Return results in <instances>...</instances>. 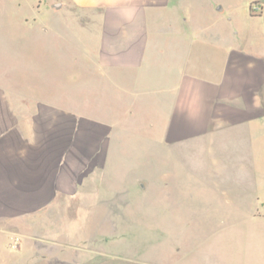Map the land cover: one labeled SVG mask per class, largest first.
I'll use <instances>...</instances> for the list:
<instances>
[{
  "label": "crops",
  "instance_id": "0c3cea01",
  "mask_svg": "<svg viewBox=\"0 0 264 264\" xmlns=\"http://www.w3.org/2000/svg\"><path fill=\"white\" fill-rule=\"evenodd\" d=\"M41 1L33 4L37 13ZM43 2L50 26L43 30L76 44L71 58L87 59L89 76L114 95L124 122L116 142L112 124L119 122H96L0 84V264H93L90 254L98 258L109 243L110 212L109 195L94 188L104 184L99 177L109 156L124 154L126 135L147 140L149 176L135 177L134 185L164 193L170 216L178 203L240 202L234 209L252 203L259 184L252 172L264 161V0L240 3L247 25L260 23L243 37L231 6L222 19L227 30L197 19L190 32L183 0ZM252 2L263 3L258 14L250 13ZM81 123L87 129H78ZM99 147L100 176L93 179L90 157ZM180 170L192 177L181 178ZM207 170L218 178L201 175ZM116 200L132 208V199ZM77 219L101 221L86 228L76 227ZM12 231L22 236L14 251L7 247ZM87 241L97 249L80 247ZM212 256L216 264L231 262L227 253Z\"/></svg>",
  "mask_w": 264,
  "mask_h": 264
},
{
  "label": "rangeland",
  "instance_id": "374dc122",
  "mask_svg": "<svg viewBox=\"0 0 264 264\" xmlns=\"http://www.w3.org/2000/svg\"><path fill=\"white\" fill-rule=\"evenodd\" d=\"M37 1L0 0V84L20 89L36 101L78 109L93 115L96 122L108 119L119 122L112 124L111 133L117 142V137L122 134L119 132L122 129L117 126L124 122V118L120 116L121 119H118L119 110L114 107L117 104L113 101L114 95L103 85L93 82L94 76L88 74V69L92 68L87 59L82 56L77 60L71 58L77 49L76 44L59 39L52 30H43L50 28L45 21L49 9L42 0L37 13V8L33 6ZM242 1L183 0L182 10L189 21V31L193 32L191 20L197 19L205 24L221 23L222 26V19L228 16L231 6L238 9L234 19L240 29V37H243L245 29H257L260 23L259 19H254L255 25H247L244 15L240 16ZM262 7L263 3L252 2L250 13L258 14ZM40 23H43L41 28L38 26ZM221 29L227 30V25ZM253 38L250 34L249 40ZM78 126V129H87L82 123ZM133 143L136 148H131ZM114 149L116 151V145ZM119 149L124 154L117 156L115 152L109 156L108 170L103 168V177L99 167L101 148L94 150L90 157V163L94 164L89 176L103 179V186L94 189H101L103 194L109 195L110 212L107 220L108 246L98 258L90 254L89 262L96 264L98 259L101 264H185L186 260L200 258L216 264L217 259L212 255L220 252L230 256V264H264V161L261 165H254V169L257 168L252 174L259 184L253 188L252 203H243V209H234L240 202L233 204L225 199L203 204L186 202L178 203L179 207L176 210L173 208L170 216L168 208L171 204L166 201L164 193L159 189L149 191V187L141 190L134 185L135 177L149 176L147 140L138 135H126ZM262 156L264 159V154ZM188 158L197 160L196 156ZM170 161L174 162V159L170 158ZM164 173L163 170L160 172L162 176ZM192 173L184 170L177 172L181 178L192 177ZM215 174L207 170L201 175L216 179ZM143 196L151 198V205ZM117 198L132 199V208L124 210L125 203L117 202ZM95 205L92 206L95 208ZM197 205L204 208H188ZM96 210L100 212V205H96ZM100 221L77 219L76 227L87 228L94 224L99 227ZM13 236L19 238L16 248L11 246ZM21 237L12 231L7 238V247L12 251L19 249ZM88 244V241L84 242L80 247L91 251L97 249L95 241L91 246Z\"/></svg>",
  "mask_w": 264,
  "mask_h": 264
},
{
  "label": "built area",
  "instance_id": "2783aa9c",
  "mask_svg": "<svg viewBox=\"0 0 264 264\" xmlns=\"http://www.w3.org/2000/svg\"><path fill=\"white\" fill-rule=\"evenodd\" d=\"M18 243H19V238H18V236H13V237L11 238V246L14 247V248H16L17 245H18Z\"/></svg>",
  "mask_w": 264,
  "mask_h": 264
}]
</instances>
